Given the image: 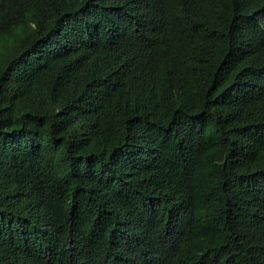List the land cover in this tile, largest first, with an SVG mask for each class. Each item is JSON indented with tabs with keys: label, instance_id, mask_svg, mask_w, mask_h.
Instances as JSON below:
<instances>
[{
	"label": "trees",
	"instance_id": "1",
	"mask_svg": "<svg viewBox=\"0 0 264 264\" xmlns=\"http://www.w3.org/2000/svg\"><path fill=\"white\" fill-rule=\"evenodd\" d=\"M0 264H264V0H0Z\"/></svg>",
	"mask_w": 264,
	"mask_h": 264
}]
</instances>
